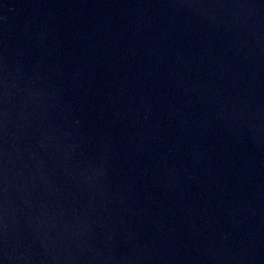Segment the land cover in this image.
I'll use <instances>...</instances> for the list:
<instances>
[{"label": "water", "instance_id": "water-1", "mask_svg": "<svg viewBox=\"0 0 264 264\" xmlns=\"http://www.w3.org/2000/svg\"><path fill=\"white\" fill-rule=\"evenodd\" d=\"M0 264H264V0H0Z\"/></svg>", "mask_w": 264, "mask_h": 264}]
</instances>
